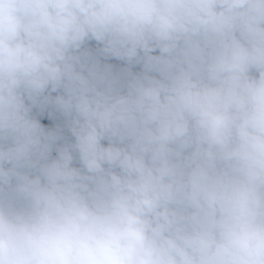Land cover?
Segmentation results:
<instances>
[{
	"label": "clouds",
	"instance_id": "1",
	"mask_svg": "<svg viewBox=\"0 0 264 264\" xmlns=\"http://www.w3.org/2000/svg\"><path fill=\"white\" fill-rule=\"evenodd\" d=\"M0 264H264V0H0Z\"/></svg>",
	"mask_w": 264,
	"mask_h": 264
}]
</instances>
